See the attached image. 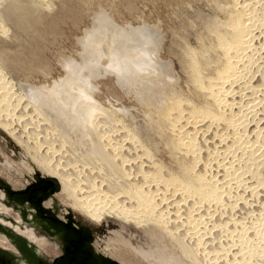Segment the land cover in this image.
Segmentation results:
<instances>
[{"label": "bare ground", "instance_id": "1", "mask_svg": "<svg viewBox=\"0 0 264 264\" xmlns=\"http://www.w3.org/2000/svg\"><path fill=\"white\" fill-rule=\"evenodd\" d=\"M204 2L213 19L207 37L187 45L188 87L141 99L146 125L90 98L75 107L78 129L68 127L72 110L55 105L59 119L51 117L0 61V129L56 181L55 196L92 222L133 226L176 264H264V215L240 214L257 204L249 191L264 197V0ZM108 244L114 257L120 250Z\"/></svg>", "mask_w": 264, "mask_h": 264}, {"label": "rangeland", "instance_id": "2", "mask_svg": "<svg viewBox=\"0 0 264 264\" xmlns=\"http://www.w3.org/2000/svg\"><path fill=\"white\" fill-rule=\"evenodd\" d=\"M7 1L1 17V65L20 94L34 99L51 117L55 105L61 113L72 110L67 124L75 130L83 118L76 109L90 98L144 126L141 99L188 87L187 45L198 43L196 35H207L205 28L213 19L204 0H46L45 6L33 0ZM50 90L53 106L46 101ZM0 151V174L21 183L19 187L47 176L46 169L2 129ZM256 195L248 192L259 208L249 209L253 215L247 214L248 208L242 210L244 221L264 215V197ZM57 201L98 231L97 247L114 242L112 247L120 251L113 258L125 264H176L137 228L113 219L96 224Z\"/></svg>", "mask_w": 264, "mask_h": 264}, {"label": "flooded vegetation", "instance_id": "3", "mask_svg": "<svg viewBox=\"0 0 264 264\" xmlns=\"http://www.w3.org/2000/svg\"><path fill=\"white\" fill-rule=\"evenodd\" d=\"M55 192L49 176L14 187L0 174V264H125L96 246L98 231Z\"/></svg>", "mask_w": 264, "mask_h": 264}, {"label": "water", "instance_id": "4", "mask_svg": "<svg viewBox=\"0 0 264 264\" xmlns=\"http://www.w3.org/2000/svg\"><path fill=\"white\" fill-rule=\"evenodd\" d=\"M51 180H53L55 182V186H54V190H58L59 189V186L58 184L56 183V181L50 177Z\"/></svg>", "mask_w": 264, "mask_h": 264}]
</instances>
